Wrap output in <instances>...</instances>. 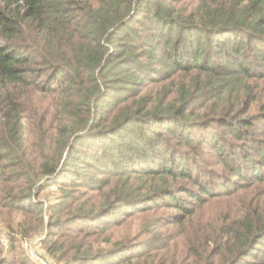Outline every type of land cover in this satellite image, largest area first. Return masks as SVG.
Masks as SVG:
<instances>
[{"label": "trees", "instance_id": "16d2710c", "mask_svg": "<svg viewBox=\"0 0 264 264\" xmlns=\"http://www.w3.org/2000/svg\"><path fill=\"white\" fill-rule=\"evenodd\" d=\"M0 218V264H264V0H0Z\"/></svg>", "mask_w": 264, "mask_h": 264}, {"label": "rangeland", "instance_id": "374dc122", "mask_svg": "<svg viewBox=\"0 0 264 264\" xmlns=\"http://www.w3.org/2000/svg\"><path fill=\"white\" fill-rule=\"evenodd\" d=\"M52 189H49L48 191H46L45 193L42 194V196L40 197L41 202H43L44 206H46L47 204H49L50 202L55 201L56 199H54V195L52 194ZM0 220H2V218H0ZM19 218H15V222H18ZM1 224V222H0ZM41 240V234L37 233V235L32 236L29 240H23V242L20 244V249L24 254H28L29 257H31V260H33L34 256L38 258V256L42 257L43 252L40 251L38 249V241ZM0 243L2 245H4L5 247L7 246V234L5 233V231L1 230L0 227ZM34 261V260H33ZM37 264L39 263V261H35ZM53 264V263H50Z\"/></svg>", "mask_w": 264, "mask_h": 264}, {"label": "built area", "instance_id": "2783aa9c", "mask_svg": "<svg viewBox=\"0 0 264 264\" xmlns=\"http://www.w3.org/2000/svg\"><path fill=\"white\" fill-rule=\"evenodd\" d=\"M34 259L36 260V261H39V264H48V263H46V262H42L41 260H39L37 257H35L34 256Z\"/></svg>", "mask_w": 264, "mask_h": 264}]
</instances>
